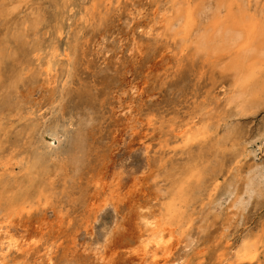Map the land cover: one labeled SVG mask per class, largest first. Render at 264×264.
<instances>
[{
    "label": "bare ground",
    "instance_id": "6f19581e",
    "mask_svg": "<svg viewBox=\"0 0 264 264\" xmlns=\"http://www.w3.org/2000/svg\"><path fill=\"white\" fill-rule=\"evenodd\" d=\"M117 12L125 13L121 16L129 35L125 42L113 38L117 46L114 50L120 49L125 62L116 69L110 90L106 140L99 141L105 128L100 130L103 123L94 116L93 106L79 109L70 104L79 54L73 37L69 49L63 50L71 67L62 79V94L50 104L47 122L46 115L39 117L44 121L30 129L27 152L33 175L19 195L0 204V264H26L24 260L33 252L32 264H182L183 257L174 254L186 252L196 238L191 237V204L202 197L216 196L212 203L220 206L223 196L231 194L230 184L224 189L220 184L225 166L222 163L212 167L209 163L207 167L203 161L195 164V159L188 166H179L164 157L172 142L184 149L217 136L218 122L210 123L205 117L208 113L198 111L194 119L178 126L143 107L149 97H155L152 91L156 81L162 75L178 74L182 62L192 58L228 82L224 106L231 108L229 115L249 114L252 106H257L254 100L264 95V0H95L86 14L87 22L105 30L108 19ZM109 37L106 32L99 34L95 50L100 55L107 51ZM57 56L56 49L44 55V82H34L28 95L55 88ZM144 65L145 70L134 79L133 70L143 69ZM79 96L84 105L91 99L80 91ZM257 102L259 105L263 100ZM225 129V134L214 140L216 147L233 136L231 128ZM46 138L56 139L58 145L52 147ZM212 151L217 154L215 149ZM251 175L245 194L256 195L261 191V181L256 182L258 174ZM64 199L78 205L74 219L65 211ZM60 238L62 242H58ZM227 243L230 252L235 244ZM60 245L62 251L56 255ZM237 254L248 261L255 258L246 244ZM228 258L224 256L220 264ZM16 259L23 261L15 263Z\"/></svg>",
    "mask_w": 264,
    "mask_h": 264
},
{
    "label": "rangeland",
    "instance_id": "374dc122",
    "mask_svg": "<svg viewBox=\"0 0 264 264\" xmlns=\"http://www.w3.org/2000/svg\"><path fill=\"white\" fill-rule=\"evenodd\" d=\"M94 1L0 0V204L5 199H10L16 194L19 195V191L25 189L28 177L31 174L33 175L30 168L29 152H27L30 129L34 125H38L41 120L47 122L46 120L50 117L48 112L50 104L58 100L62 94L61 82L70 66L68 63L69 59L64 54L66 49H69L74 39L73 37L77 40L78 47L76 46V48L79 50V52L77 50L79 54L76 75L70 86V91L74 93L70 104H73V106L77 105L79 109H83V107L87 109L91 104L94 116L103 123L100 130L102 131L105 128V132L102 131L100 135L102 140L99 141L104 143L106 140V134L110 129L108 110L111 102L110 98H112V91L110 90L112 84L114 85L115 83L116 69L121 68L122 61L123 63L125 62L123 60L124 55L119 54L120 49L114 50L117 48L114 45V40L118 38L125 42L128 40L129 30H125L126 28L123 26L125 22L124 19L123 22L121 16L125 14L123 12H117L112 18L108 19V25L105 30H100L96 25L87 22L86 14ZM117 30L121 33L119 37ZM103 32H106L107 36L110 37L105 43L107 51L101 52L102 54L100 55V52H96L95 46L99 34ZM113 38L115 39L113 40ZM111 40H113V43ZM79 44L83 45L79 46ZM54 49L58 52V56L55 59L58 77L55 88L49 91L42 90L35 95H28L27 92L34 82L43 84L47 68L44 55L49 51L53 53ZM103 61L106 62L103 63ZM141 69L135 68L133 70L132 77L134 79L138 78V72L145 70V65ZM154 88L153 90L155 91L152 92L155 97H149L146 100L143 110L146 108L145 111L152 110L153 113L161 114L166 122L168 121L178 126L194 119L197 116L196 112L202 111L208 113L205 117L210 123L218 122L220 125L218 135H213L206 143H192L189 148L184 149H178L177 143H170L169 152L164 157H170V162L179 166H188L195 159V164L203 161L202 164L207 165V167L222 163L225 165L224 176L220 180L222 189L228 187V184L231 185L229 189L231 194L223 196L220 206L212 203L216 198L215 195L213 199L202 197V199L196 200L193 203L194 205L191 204L193 208L191 207L190 214L192 213L194 219L191 237H196V240L194 239V243L191 246L192 249L189 248L186 252L178 251L174 254V257H183L182 264H220L224 256L226 257L227 255L229 258L222 264H264V95L257 98L258 100L255 99L259 102L263 100L259 105L254 100L257 106H252L254 110L252 109L244 117L229 115L231 108L224 106L226 97L224 94L228 90V82L214 71H211L209 67L202 66L200 61L192 58H186L182 62L178 74L169 77L162 75L156 81ZM222 90L225 92L222 93ZM78 91L84 92L89 96V99L91 98L86 105L80 103L81 97H78ZM24 95L25 97H23ZM254 102L250 104L253 105ZM60 105L62 107V102ZM256 108L257 111L255 110ZM39 117H45V119L43 120V118ZM50 120L53 119L50 118ZM224 122L226 125H223ZM225 126L228 129L231 128L233 136L231 135L228 143L216 147L214 140L221 138L225 134ZM99 141L97 142L99 143ZM46 142L51 143L52 147L58 145L56 139L46 138ZM204 144L206 145L204 146ZM151 146H153V151H155V142H152ZM208 149H211V152H208ZM213 149H215L217 154L214 155ZM180 150L183 151L180 152ZM201 157L204 160L199 161ZM251 169L254 170V173ZM247 173L250 175L246 176ZM251 174L258 176H256L257 183L261 181L258 183L259 188H261L258 193L261 192V194H245L247 189L246 182L252 176ZM206 179L208 180L209 177H206ZM161 184L166 186L167 183ZM232 189L234 193L231 191ZM203 199L204 201L202 202ZM64 204L65 211L70 214L71 218L74 215L72 218L74 219L77 214L76 209L79 208L78 205L71 204L67 199H64ZM71 207L73 209L76 207V209L73 211ZM68 208H71V210H68ZM206 216L207 218H205ZM228 241L235 244L230 252L227 250L226 245ZM58 242H62V238ZM244 244L251 246L254 251L255 258L253 261H248L238 256L237 253L241 251ZM61 251L62 246L60 245L56 249V255L61 253ZM34 254L33 252L24 260L26 264H32V261L34 263ZM19 261L22 262L23 260L16 259L15 263Z\"/></svg>",
    "mask_w": 264,
    "mask_h": 264
}]
</instances>
